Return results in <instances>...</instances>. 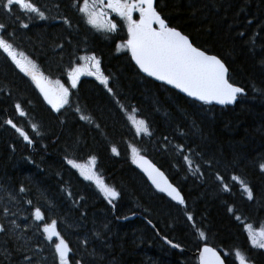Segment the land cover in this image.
Instances as JSON below:
<instances>
[{
  "label": "trees",
  "instance_id": "16d2710c",
  "mask_svg": "<svg viewBox=\"0 0 264 264\" xmlns=\"http://www.w3.org/2000/svg\"><path fill=\"white\" fill-rule=\"evenodd\" d=\"M35 2L47 20L30 19L31 14L20 10L9 16L0 9V22L8 26V33H15V39L8 38L17 51L66 86L65 69L70 61L76 55L94 54L110 77L115 99L98 80L83 78L71 89V106L56 112L31 79L0 52V186L15 201H8L3 190L0 197L17 212L13 217L17 223L22 228L35 224L30 212L36 206L45 213L44 222L57 219L58 230L73 250L71 264L75 260L81 264H197L194 253L205 243L216 248L226 264H238L237 249L250 264H264V250L253 248L244 231V223L254 228L264 224V172L259 168L264 163V0L155 3L170 26L188 35L195 46L221 58L229 69L230 82L245 89L232 107L196 103L140 75L128 52L117 51V45L127 39L121 22L114 33L96 31L83 22L73 0ZM16 16L29 27H19ZM65 17L71 20L72 29L63 24ZM61 43L63 49L57 47ZM117 99L126 109H138L136 115L145 119L151 136L136 135ZM17 103L25 116L17 112ZM77 106L92 117V124L79 120ZM8 119L33 144L5 123ZM130 145L163 171L181 192L185 205L173 203L147 184L132 164ZM113 146L119 155L112 153ZM93 155L97 175L120 194L111 203L92 181L66 163V158H72L87 164ZM185 155L194 160L192 170L183 160ZM197 166L200 171L194 172ZM217 172L225 177L230 191H223L215 180ZM232 175L245 180L253 200L230 179ZM21 186L25 193H19ZM186 212L193 215L196 228L187 221ZM197 229L205 232L206 239L199 238ZM23 237L18 243L27 240L25 250L43 249L39 253L43 264H58L54 249L36 228L24 231ZM165 237L180 248L170 247ZM16 246L0 234V251ZM224 252L230 254L224 257ZM21 259L13 251L12 264ZM0 264L8 261L0 257Z\"/></svg>",
  "mask_w": 264,
  "mask_h": 264
},
{
  "label": "snow or ice",
  "instance_id": "6c2138e0",
  "mask_svg": "<svg viewBox=\"0 0 264 264\" xmlns=\"http://www.w3.org/2000/svg\"><path fill=\"white\" fill-rule=\"evenodd\" d=\"M54 6L56 8L60 7L59 4ZM72 6L82 15L83 22L86 25L96 31L107 33H114L118 27H121L110 18V14L114 13L124 22L122 27L127 29V39L125 43L117 45V51L126 50L130 53L132 61L135 62L141 72L166 85H171L194 101L203 104L215 102L218 105H231L237 101L239 96L245 95L243 87L230 82L229 69L222 59L195 46L188 35L170 26L162 12L158 10L155 0H82V3L80 0H73ZM0 9L8 13L9 16H15L16 10H20L25 14H31L30 19L39 18L42 21L48 19L45 11L41 10L35 0H0ZM134 14H138V18H134ZM16 19L20 20V17L16 16ZM63 24L68 29L73 27L71 20L67 17L63 19ZM7 27L5 23L0 22V52L5 54L20 72L31 79L43 99L54 111L60 112L66 105L71 106L70 98L73 95L71 89L77 88L80 77L84 75L94 76L115 99V93L112 87L109 86L110 77L102 71L101 61L96 55H76L75 61H79V63L70 61L65 69L67 82H70L71 85V88H69L60 79H50L33 60L29 59L23 52H18L8 38L11 36L15 39V33H8ZM19 27L27 29L29 24L20 20ZM240 35L243 36L244 33L241 32ZM67 43L71 45L72 40L68 39ZM57 47L63 49L64 44H58ZM116 103L126 113V119L135 129L137 136L142 134L151 136L152 133L145 119L138 118L136 115L138 109L135 107L126 109L118 99ZM15 108L20 116L26 115L19 103L15 104ZM75 111L79 114V120L89 124L93 123L92 117L85 114L79 106L75 108ZM129 112L130 114H128ZM5 123L14 128L29 145L33 144V140L11 119L6 120ZM95 127L99 129L100 126L97 124ZM32 129L39 134L36 125H32ZM129 147L132 162L147 175L156 189L161 193H166L171 200L179 205H185V200L180 191L168 182L164 173L142 156L137 147L133 145ZM179 150L183 152V146H180ZM111 151L113 154L119 155L115 146L111 148ZM183 160L187 167L192 170L194 160L188 155L183 156ZM96 162L97 158L94 155L89 158L87 164L77 163L75 159L66 158V163L71 168L78 169L85 180L94 181L97 188L111 203L120 194L114 188L108 187L99 178L95 171ZM259 168L264 172V163H261ZM199 171L200 168L197 166L194 172ZM214 178L219 182L223 191L228 192L231 190L229 184L225 181V177L219 172L214 174ZM230 179L241 186L248 200L254 199L253 191L245 180L237 175H232ZM0 190L7 194L8 201H15V196L7 189L0 186ZM18 191L19 193H25L26 189L21 186ZM26 203L32 205L31 200H27ZM0 204H2V207H0V234L17 243L14 250L5 247L0 251V257L7 260L8 264H12L13 251L19 253L22 257L18 264H43L39 257V253L43 251L42 248L25 250L28 241L24 240L23 245L18 243L24 239L23 232L32 227L37 229V233H42L44 239L48 242L47 246L54 249V256L58 259V264H71L73 250L58 230L57 219L49 218L48 222H44L46 219L45 213L39 206H36L30 212L31 218L36 223L28 228H22L17 220L13 218L17 216V212L12 211L7 204H3L2 197H0ZM229 211L232 212L233 209L229 208ZM185 214L187 221L192 222V227L196 228L193 215L188 212ZM23 219L28 220L29 217L25 216ZM235 219L243 223L240 215H236ZM40 222H44L42 227ZM149 224H151V221H149ZM153 227L155 226L153 225ZM197 231L200 239H206L204 231L199 229ZM244 231L247 233L253 248L264 250V224H261L259 228H254L251 223H244ZM97 238L99 239V236ZM164 239L165 243L170 244L171 247L180 248L179 244L173 243L166 237ZM83 243L87 245V240ZM29 251L32 252L31 255ZM229 254L228 252L223 253L224 257ZM234 255L238 264H250L242 251L237 249ZM198 260L199 264H226V260L222 258L216 248L208 246L207 243L200 251ZM75 264H81V260H75Z\"/></svg>",
  "mask_w": 264,
  "mask_h": 264
},
{
  "label": "water",
  "instance_id": "95a60500",
  "mask_svg": "<svg viewBox=\"0 0 264 264\" xmlns=\"http://www.w3.org/2000/svg\"><path fill=\"white\" fill-rule=\"evenodd\" d=\"M155 3H156V0H155ZM137 18H138V14H137ZM128 53H129V52H128ZM129 57H130V61H131L132 65L136 68V70L139 72L140 75H142L143 77H145V78H147V79L153 81L154 83L161 84V85L167 87L168 89H171V90L175 91L176 93L180 94L181 96H183V97H185V98H187V99H189V100L194 101L192 98L187 97L186 94L180 92L178 89L172 87L171 85H166V84H164V83L161 82V81H157V80H155L153 77H148L145 73L141 72V71L139 70V68L135 65V62L132 61V59H131L130 53H129ZM237 100H238V99H237ZM194 102H196V103H200V104H203V103H201V102H199V101H194ZM235 103H236V102H235ZM235 103H234V104H235ZM234 104H231V105H218V104H216L215 102H213V103L210 104V105H214V106H217V107H232ZM145 158L148 159L147 157H145ZM148 160H149V159H148ZM149 161H150V160H149ZM150 162H151V161H150ZM132 163H133V162H132ZM151 163H152V162H151ZM154 165H155V164H154ZM133 166H134L135 169L138 171V173H139V174L145 179V181L147 182V184H148V185H149V186H150L155 192L162 194V195L165 196L168 200L172 201L173 203L178 204L177 202L171 200V198L168 197L166 193H161V192H159V190L156 189V187H155V186L151 183V181L148 179L147 175H146V174H145V173H144L139 167H137L136 164L133 163ZM155 166H156V165H155ZM156 167H157V166H156ZM157 168H158V167H157ZM158 169H159V168H158ZM159 170H160V169H159ZM160 171H161V170H160ZM162 172H163V171H162ZM164 176L167 178V176H166L165 174H164ZM167 180H168V182H169L170 184H172V183L169 181L168 178H167ZM172 186L175 187L173 184H172ZM176 188H177V187H176ZM177 190H178V189H177ZM178 191H179V190H178ZM180 193H181V192H180ZM181 195H182V194H181ZM203 246H204V245H202V246L199 248V250L196 251V252L194 253V256H195L196 259H197V264H199L198 257H199V253H200V251L202 250ZM208 246H209V245H208ZM170 247H171V245H170ZM210 247H211V246H210ZM172 248H173V247H172ZM217 251H218V250H217ZM218 252H219V251H218ZM222 258H223V257H222Z\"/></svg>",
  "mask_w": 264,
  "mask_h": 264
},
{
  "label": "flooded vegetation",
  "instance_id": "af4514ba",
  "mask_svg": "<svg viewBox=\"0 0 264 264\" xmlns=\"http://www.w3.org/2000/svg\"><path fill=\"white\" fill-rule=\"evenodd\" d=\"M110 18L114 21V22H123V21H121L120 19H119V17H117L114 13H112V14H110ZM134 18H137V15L136 14H134ZM91 78H95L94 76H90ZM83 78H85L84 76H81L80 77V80L81 79H83ZM79 80V81H80ZM70 83V82H69ZM70 85V84H69ZM71 86V85H70Z\"/></svg>",
  "mask_w": 264,
  "mask_h": 264
},
{
  "label": "rangeland",
  "instance_id": "374dc122",
  "mask_svg": "<svg viewBox=\"0 0 264 264\" xmlns=\"http://www.w3.org/2000/svg\"><path fill=\"white\" fill-rule=\"evenodd\" d=\"M82 3V2H81ZM124 23V22H123ZM125 31H126V33H127V29L125 28ZM103 32V31H102ZM105 33H107V32H105ZM126 41V40H125ZM125 41L123 42V43H125ZM84 77H90L89 75H84ZM67 87H69V85L67 86ZM130 123V122H129ZM131 124V123H130ZM132 126V125H131ZM133 128V127H132ZM133 130L135 131V129L133 128ZM143 135V134H142ZM76 170H78V169H76ZM79 171V170H78ZM100 178V177H99ZM101 180H103L102 178H100ZM93 183H94V185L96 186V184H95V182L94 181H92ZM97 187V186H96ZM100 191V190H99Z\"/></svg>",
  "mask_w": 264,
  "mask_h": 264
}]
</instances>
